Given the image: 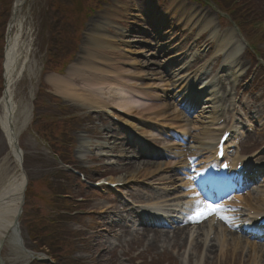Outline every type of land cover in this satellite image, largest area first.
Here are the masks:
<instances>
[{
	"label": "rangeland",
	"instance_id": "374dc122",
	"mask_svg": "<svg viewBox=\"0 0 264 264\" xmlns=\"http://www.w3.org/2000/svg\"><path fill=\"white\" fill-rule=\"evenodd\" d=\"M15 1H0V57L4 52L6 30L12 18ZM219 1L228 6L234 0ZM238 1H243L242 8L250 12L249 17L245 16L243 19L252 20V24L253 20L256 22L255 28L249 25L246 33L251 39L257 37L256 41H260L259 48L264 51V40H262L264 39V0ZM89 2L90 0H28L23 8L26 21L24 33L28 29L29 37L32 39L33 74L24 76L17 84L15 94L16 98L25 101L33 112L29 126L19 142L24 151V168L29 184H34L31 187V196L28 195L26 199L24 215L21 219L23 239L26 247L36 254L44 251L51 252L52 248L55 254H51L55 257L60 256L62 259L58 262L62 264H103L101 262L103 260L108 264H177L169 260V255L163 246L146 249L143 243L135 242L132 245L126 242L127 239L124 242V240L117 241L110 237H97L95 233L99 230L97 224L102 220L98 216H92L91 212L99 211L115 196L106 190L94 191L83 185L71 173L64 172L56 151L62 150L68 163L84 172L89 180L94 181L105 176L111 168L106 166V158H101L104 160L103 163L93 162L92 158L102 157L107 153L117 157L120 144L123 143L120 141L123 134L115 131L107 133L108 126L114 123L105 114H97L92 112V109H88L90 108L88 106L80 107L65 99L58 101L52 98V95L57 93L47 82L50 76L44 68L47 53L49 47H53L52 51L55 54L61 51V54L65 56L66 50H75L80 46L74 63L78 62L82 57L81 50L87 33L95 22L105 19L108 20L104 25L105 34L114 36L112 40L124 42L143 40L151 46L148 47L147 44L142 46V56L132 53L137 51L138 48H134L139 47L137 44L126 48L128 52L126 56L131 60L129 64H135L136 60L143 62L146 60L145 56L156 64L162 62L164 59L153 57L154 51L150 50L155 45L169 48L166 44L173 38V45L170 46L172 49L200 55L198 59H193L191 70H198L200 66L206 64L208 65L206 71L212 76L220 74L223 57L215 59L213 39L205 33L199 36V29L191 25V19L197 14L210 16L214 19V27L223 31L234 27L233 18L222 11L214 0H201L200 3L191 0H104L101 9L87 21L86 29L80 38L81 35L77 30L71 27L70 20H73V13L76 11L85 12L84 9ZM72 11L73 13L69 15ZM218 16L227 17V22L221 25ZM121 35L125 37L120 38ZM79 38L81 40L75 42ZM95 51L102 56L107 50L105 47L103 49L95 47L93 59L97 58ZM107 53H110L108 57L112 61L114 59L118 65L120 64V57L116 52L111 53L108 50ZM249 55L251 53L241 58L246 74L237 85L235 95L236 102L238 101L236 111L242 113L244 119L253 123L255 127L254 132L249 133L244 144V150L251 152L264 146V52L261 57L263 60H256ZM1 64L2 61H0V94L3 92ZM173 67L174 65H171L170 69ZM146 71L157 74L162 72L154 65L149 66ZM158 78L159 76H156L154 79L159 80ZM122 81L124 84H131L134 80L126 78ZM160 81L152 82V86L158 89L162 96L160 92H166L167 89ZM41 88L44 89V93L40 92ZM37 99L39 103L35 107ZM105 101L110 103L109 99ZM138 118L143 122L146 121L145 118ZM190 119L195 123L200 121L199 114H195ZM114 128L118 129L115 126ZM60 129L63 131L60 132ZM200 129V125L191 127L192 136L197 135ZM52 138L57 145L47 143V140ZM161 139L160 141L164 140V138ZM107 140L114 143L110 144L111 150L97 148L99 145H106ZM83 146L87 147L86 152L80 154ZM8 152L7 143L0 131V156ZM261 152L263 153L259 157L262 158L261 161H264V150ZM10 166L12 169L15 168L13 163ZM111 174L113 177H119L124 175L125 171L117 167L113 168ZM36 186H42L44 189L40 190ZM67 195L68 197L63 198ZM78 211L83 213L76 214ZM40 222L43 225L39 226ZM51 225L54 233L47 235L49 230H52ZM31 232L35 233V237L31 235ZM106 239L111 242V246H117L123 242V249H116L113 254H107L101 251L102 248H92L96 241ZM50 242L52 246H49ZM60 244L67 245L68 249H63V246L58 248ZM169 250L172 251L171 248ZM140 252L143 256L137 257ZM2 255L7 264H24L26 261L23 253L12 246L6 247ZM129 257L134 258L128 261ZM137 260L140 261L137 262Z\"/></svg>",
	"mask_w": 264,
	"mask_h": 264
},
{
	"label": "bare ground",
	"instance_id": "6f19581e",
	"mask_svg": "<svg viewBox=\"0 0 264 264\" xmlns=\"http://www.w3.org/2000/svg\"><path fill=\"white\" fill-rule=\"evenodd\" d=\"M25 6V0H16L13 6V14L11 23L9 26L8 44L5 51L4 61V78H5V90L4 96L0 102V131L3 138L7 143V147L10 155L12 154L17 161V165L14 169L11 168L8 158L5 155L0 156V240L7 239V244L14 246V221L15 216L18 213V209L23 203V193L26 189V177L21 174V157L15 147V142L20 140L22 134L27 130L31 121V107L25 101L18 100L16 98V86L17 83L24 78L25 75L33 74V66L31 64L32 55V40L29 37L30 33L27 29L25 32V17L23 16V8ZM108 20H99L93 25V29L89 30L86 39L83 42V54L80 58V62L74 64L66 76L52 75L47 78V82L53 87L56 93L68 100L73 104L89 106L92 110H98L100 108L109 109L110 107L105 104V99H109L111 102L117 104L115 110L125 113L127 117L121 115L115 116L118 121H121L123 125L130 126L133 130L143 131L146 137H151V132L147 129L152 130L153 128H140L132 122L134 115L156 113V117L151 120V123L156 124L160 122L162 128L182 129L184 132L188 127L191 126V122L181 112H172V105L177 104L183 105L189 103V105H195V109L199 108L196 104L199 102L200 94H204V105H202L200 112L202 130L199 135L195 138L194 145H169L167 144L166 151L170 152V156L164 161L154 162L160 157L156 156L155 152L142 151L133 146V142L126 143L128 148L123 147L118 160L113 161V156L109 154L105 155L108 158L109 164H118L122 166L125 174L116 178H112V183H122L125 187L131 185L141 186L136 187V190L130 191L132 197L137 199H158L161 196H172L178 193L183 187L181 186L182 180L179 177H175L176 172L189 171L192 162L197 158H203V153L206 151L213 150V146L210 145L211 141L215 143L221 136L222 130L218 127V120L221 118V111L224 110L219 107L221 100L224 99V94L219 91L218 84L223 82L235 84L238 81V77L242 73V66L239 64L240 53L244 50V42L238 38L239 34L235 30H227L222 34H218L217 31L213 30L211 35L216 39V49L214 55L223 54L224 63L222 65L223 72L225 73L224 78L222 77H211L201 79L199 82L200 86L195 88L194 82L199 76L205 73V69L202 68L196 72H187L185 68L188 66L187 62L179 63V66L172 76V80L169 82L170 85L166 87H172L174 91L168 93V99H163L159 96V92L153 88L151 82L155 79L152 78L153 74H149L146 71L150 65H156L149 58L148 61H137L135 64H129V58L125 52L126 48H131L133 44H137L140 47L136 52H132L135 55L142 56L141 52L142 41H131L123 42L122 40H112L114 36L105 34L104 25ZM194 24L199 26L201 32L204 30L212 29L213 20L200 18L199 16L194 17ZM98 28L99 30H97ZM26 37V38H24ZM103 49L105 47L104 55L96 53V59L94 54V48ZM108 50L116 52L120 58V64L113 59L109 58L110 53ZM154 57H160L163 54H170L161 64L162 67L175 61L179 62L182 54L181 52L169 50L170 53H165L161 47L155 49ZM93 52V53H92ZM132 54V55H133ZM164 55L165 57H167ZM109 56V57H108ZM147 57V56H146ZM102 58L103 60H101ZM100 60V62H99ZM131 61V60H130ZM113 66V67H112ZM185 70V72H184ZM159 76L160 74H154ZM151 76V78H149ZM133 78L131 84H124L123 79ZM216 87V88H215ZM178 88V90H176ZM181 90H184V95L179 96ZM146 97L153 100V103L148 107L141 108L142 103L146 102ZM172 101L174 103H171ZM109 112V111H108ZM110 116H112L111 112ZM152 118V117H149ZM120 129V128H119ZM110 132L114 130V127L110 126ZM115 131H117L115 129ZM216 131H218L216 133ZM220 132V133H219ZM220 135V136H219ZM104 139V137H103ZM127 140V139H126ZM207 141V142H206ZM106 144V143H105ZM100 149L109 148L106 145H99ZM85 148H81L80 153H84ZM24 155V152H22ZM172 157L175 159L172 160ZM204 166V164H203ZM204 177H207L203 173ZM177 178V181L173 179ZM201 180H205L202 178ZM144 184L150 185L145 187ZM164 186L162 192H151L145 193V190L153 189L154 185ZM190 185L189 195L194 197L197 196V189ZM207 184V183H206ZM171 186V187H166ZM135 193L136 196H135ZM256 199L257 203H261L264 206V198L262 195L257 197L248 196L249 201ZM193 199V198H190ZM191 203H188L189 205ZM264 209L261 208L259 211ZM125 208L120 205L119 201H113L107 203L100 209V211H92L93 216L101 218L102 222L98 223L97 226V237L106 238L114 237L118 241L132 237L137 239L140 236L139 242L142 243L144 240L150 241L149 247L158 248L162 246H172L178 254H181L186 247L191 245L192 258L189 259L190 264H194L193 259L202 256L201 254L207 252L210 260H201V264H264V250L260 247L250 243L248 238H244L243 242L237 238V234L232 232L231 228L228 229L225 226H212V222H204L196 228L190 227L191 224H184L171 229V231H159L150 226L140 230L141 233H132L125 229L123 216H120L121 220L115 222L113 220L107 221L105 215L109 213L112 216H119L118 211L123 213ZM98 213V214H96ZM197 224V223H196ZM230 236V239H228ZM225 238L231 242L233 250H225L227 245ZM132 243V239L129 241ZM188 243H190L188 245ZM245 244V245H244ZM94 249H101V251L109 254L113 251L111 243L106 241H96L92 245ZM243 246V247H242ZM241 247V248H239ZM250 248V254L244 256L243 251ZM123 249V242L118 246ZM248 248V249H249ZM241 249V250H240ZM241 252H240V251ZM212 256V257H211ZM203 257V256H202ZM131 259H129L130 261ZM101 261V259H100ZM103 264L105 260L101 261Z\"/></svg>",
	"mask_w": 264,
	"mask_h": 264
},
{
	"label": "snow or ice",
	"instance_id": "6c2138e0",
	"mask_svg": "<svg viewBox=\"0 0 264 264\" xmlns=\"http://www.w3.org/2000/svg\"><path fill=\"white\" fill-rule=\"evenodd\" d=\"M208 210H209V212H211V210H212V206L211 205L208 206ZM201 215H203V213H201Z\"/></svg>",
	"mask_w": 264,
	"mask_h": 264
}]
</instances>
